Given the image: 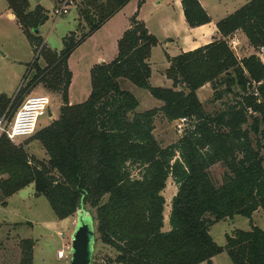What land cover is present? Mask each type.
<instances>
[{
    "label": "trees",
    "instance_id": "1",
    "mask_svg": "<svg viewBox=\"0 0 264 264\" xmlns=\"http://www.w3.org/2000/svg\"><path fill=\"white\" fill-rule=\"evenodd\" d=\"M128 1L79 0L77 28L83 21L88 30L77 40L68 32L57 52L33 32L47 20V10L40 4L31 9L29 0H6L37 53L15 95L0 94V115L11 117L39 84L59 93L61 104L58 116L24 141L16 144L0 135L1 205L29 184L59 219L75 214L82 199L95 209V234L116 252L109 264H214L212 257L223 251L233 264H264V229L257 225L250 222L249 230L227 234L224 246L209 234L219 220L250 219L264 210V63L255 54L237 58L227 42L240 30L253 48L264 46V0H249L218 20L220 38L166 55L164 74L171 87L150 84L148 59L158 39L134 13L117 41L115 58L91 67L87 98L69 103V55ZM181 5L190 27L210 22L199 0H181ZM121 80L162 104L138 111L137 98ZM206 83L215 100L232 96L213 114L197 95ZM157 115L168 122L185 117L189 123L175 142L163 146L153 133ZM31 139L40 143L46 161L28 154ZM216 163L225 167L220 185L208 171ZM169 177L176 192L169 228L163 230L162 192ZM33 245L32 239H22L20 264H33Z\"/></svg>",
    "mask_w": 264,
    "mask_h": 264
},
{
    "label": "rangeland",
    "instance_id": "2",
    "mask_svg": "<svg viewBox=\"0 0 264 264\" xmlns=\"http://www.w3.org/2000/svg\"><path fill=\"white\" fill-rule=\"evenodd\" d=\"M1 1L2 4L6 3V0ZM30 1L31 4L36 2V0ZM248 1L249 0H232L225 3L221 2L220 5L224 9H217L215 15L222 14V12H225L224 10L229 11L234 5L239 6V4H244ZM78 2L79 0H73V4L70 5L68 13L55 18L51 8L54 4L59 6L60 4L58 1H40L47 10L48 15L47 20L39 29L41 33L40 36L44 43L60 50L62 48V36L68 31L73 30L74 39L77 40L88 30V26H86L83 21L80 22L79 28H77V25L74 23L73 17L75 16V12L72 6L76 7ZM163 2L164 1H162V3ZM151 3L152 2H150L148 6H150ZM217 3L219 2L217 1ZM148 6L146 10L147 14L150 12ZM125 11H128V8L115 16L111 23L116 19H120ZM3 23L6 25V34H3V31L0 30V90H3L5 95L12 98L28 72L29 64L36 57L37 51L33 48L31 50L30 44L24 36L22 29L14 24L15 22L10 23L4 16H1L0 28L3 26ZM111 23H109L107 27H109ZM103 31L105 30L100 31L98 35H100V33L103 34ZM228 40L229 39H227V41ZM232 50L237 58H241L246 56V54H251L253 52V47L244 42L240 48ZM1 53L6 54V56H3ZM160 59V53L155 52L153 57L155 68L162 65ZM33 72L34 70L29 73L28 78ZM84 79L83 72L80 71L76 73L75 89H73L71 93V98L75 100L74 103L82 102L87 98L83 97L85 89ZM87 79H89V76ZM121 81V87L131 91L137 97L139 102L137 107L138 111H143L151 107L153 108L156 103H160V101L152 97L147 90L136 87L128 80ZM152 83L155 84V81L153 80ZM1 93L2 92H0V94ZM37 94H44L50 100L46 114L40 116L38 120V125L47 124L52 119L50 114H53L55 118L58 116V109L61 104L60 94L49 90L43 84H39L31 90L27 96ZM197 95L204 109L210 114L223 108L222 102H230L232 99V96L228 95L223 97L222 100H215V91L212 89L211 85L201 88L197 91ZM27 96H25V98ZM188 123V120L187 124L186 122L181 123L178 121L168 122L161 115H157L154 120L153 133L161 145L165 146L175 142ZM24 140L25 139H16L13 142L18 144ZM37 143V140H28L26 144L28 154L33 155L39 160L46 161L47 155L40 144ZM29 144L32 145L29 146ZM208 171L215 185H220L223 182L225 167L222 163L212 165ZM137 172L138 170L134 169L132 174L137 176ZM33 192L34 187L32 184H29L8 199V206H2L0 203V264H20L22 239H32L34 242L33 264H67L68 259L59 260L56 257V251L57 249H65L64 244L70 241L76 216L72 214L68 218L59 219L51 209L46 197L43 195L35 196ZM175 192L176 185L172 178L169 177L166 187L162 192L165 198L164 212L166 214H168L170 210V200ZM85 208L95 217L94 208L88 205L85 206ZM250 222L264 229V210H256L250 219L241 215H234L232 218L219 220L210 226L209 234L216 244L224 246L227 234H231L236 229L249 230ZM166 226L169 227L168 221ZM60 234H63V237ZM95 237L92 264H109L108 258H112L110 255L111 253L114 254L115 251L102 243L97 234H95ZM114 255H116V252ZM214 263L233 264L226 251L217 254L214 257Z\"/></svg>",
    "mask_w": 264,
    "mask_h": 264
},
{
    "label": "crops",
    "instance_id": "3",
    "mask_svg": "<svg viewBox=\"0 0 264 264\" xmlns=\"http://www.w3.org/2000/svg\"><path fill=\"white\" fill-rule=\"evenodd\" d=\"M40 1L41 0H38L34 4H31V1L29 0L30 8L33 9L37 4H40L41 6H43L40 3ZM57 1L60 4L63 0H57ZM139 1L141 0H135V1L129 0L117 13H115L111 18H109L104 24H102L96 31H94L90 36H88L82 43H80L71 52V54L69 55L67 59V66L72 74L71 82L68 88L69 103H74L75 101L73 98H71V93L73 89H75L76 73L80 71L84 73L85 89H84L83 97L86 98L90 92V69L91 67L96 63L110 62L111 60L115 58L117 54V41L121 37L122 33L129 27L130 18L133 16L134 13H136V18L144 22L148 31L158 39V43L156 46L152 47L151 54L148 59V62L151 68V75L149 78V82L152 86L171 87L172 81L168 79L164 74L165 69L169 65L166 59V55H169L172 57L181 52L193 50L209 42H212L215 39L220 38L221 35L218 32L217 27H216L217 21L225 17L226 15L230 14L231 12L236 10L238 7H240L241 5H243V4H239V6L234 5L231 8V10L229 11L224 10L225 12H222V14L215 15V11L217 12V9L219 8L224 9L220 5L221 2L225 3V2H230L232 0H227V1L226 0H199L200 4L205 9V11L207 12L211 20L208 23H205V24H202L196 27H190L187 24L185 17H184L181 0H143V3L140 4V6L138 5ZM162 1L164 2L162 3ZM217 1L219 3H217ZM150 2L152 3L150 6H148ZM147 6L150 8L149 14H147L146 12ZM54 7H57V4H54L51 9H53ZM72 8L74 9V12H75V16L73 17L74 23L75 25H77L79 22L78 21L79 19L78 11L75 6H72ZM126 8H128V11H125V13L120 19H116L115 21L111 23L113 18L117 16L120 12H124ZM1 16H4V18L10 23L15 22L14 24H16L19 28H21L20 25L17 23L14 14L11 12V10L8 9L7 2L5 4H2V1L0 0V17ZM109 23H111V25L107 27ZM41 26H39V29ZM5 27H6L5 23H3V26L1 27L2 29L0 28V30L3 31V34H6ZM102 30H105L103 31L104 33L103 34L100 33V35H98L99 32ZM70 31H73V30H70ZM40 34L41 33L39 32V35ZM66 34L62 36V48H63V37ZM24 36L26 37L25 34ZM233 37L239 39L241 46L244 42L249 44L247 38L245 37L243 32L240 30H237L234 33H232L229 37H227V39H231ZM26 39L28 40L27 37ZM29 44L32 50L33 46L31 45L30 42ZM45 44L51 49H55L57 52H60V50L62 49L61 48L60 50H57V48H53L49 46L47 43ZM255 49L256 48H253V52L251 54H255ZM155 52L160 53V58H161L160 61L162 64L158 66L157 68L154 67L155 62L153 61ZM1 54L3 56H6V54H3V53ZM39 64L41 67L45 66V62L42 58L39 59ZM87 75L89 76V79H87L88 77ZM153 80L155 81V84L152 83ZM120 84H122V81H120ZM209 85H210L209 83H206L205 85L200 87L197 91ZM88 86H89V89H88ZM0 92L3 93V90H0ZM161 104L162 102L160 101V103H156L154 107H159ZM50 115L52 117V119L50 120L51 122L53 119H55V116L53 117V114H50ZM47 124L37 125V130L46 126ZM18 139H27V138H18ZM37 144H40V143L38 142ZM31 145L32 144H29V146ZM10 197L7 198V206H8V199ZM168 214L164 212L163 230H168L169 228L166 226L167 221H168ZM64 245H66V243ZM58 250L59 249H57V251ZM114 254L111 253L110 257L114 258L115 257ZM215 256L212 257L213 263H214ZM202 263H206V262H201L199 264H202ZM114 264H119V263H114Z\"/></svg>",
    "mask_w": 264,
    "mask_h": 264
},
{
    "label": "built area",
    "instance_id": "4",
    "mask_svg": "<svg viewBox=\"0 0 264 264\" xmlns=\"http://www.w3.org/2000/svg\"><path fill=\"white\" fill-rule=\"evenodd\" d=\"M71 4H73V0H63L59 6L52 9L53 16L58 18L67 14ZM227 42L231 49L236 50L241 47L238 38L233 37ZM255 55L264 63V46L257 47L255 49ZM49 104L50 100L44 94L27 96L11 117L6 115V112L0 115V135L5 134L10 141L32 136L37 131L39 117L46 114ZM175 121L181 123L186 122L187 124L185 117H181ZM60 235L63 237V234ZM70 242L71 239L64 245L65 249H59L56 252V256L59 259H69Z\"/></svg>",
    "mask_w": 264,
    "mask_h": 264
},
{
    "label": "water",
    "instance_id": "5",
    "mask_svg": "<svg viewBox=\"0 0 264 264\" xmlns=\"http://www.w3.org/2000/svg\"><path fill=\"white\" fill-rule=\"evenodd\" d=\"M33 32L38 34L39 28L34 29ZM75 216L74 229L70 236V256L67 264H92L95 243V220L85 208L82 199L76 207Z\"/></svg>",
    "mask_w": 264,
    "mask_h": 264
}]
</instances>
